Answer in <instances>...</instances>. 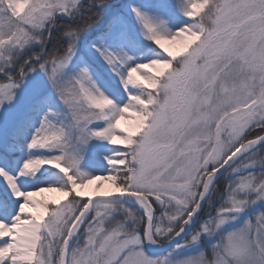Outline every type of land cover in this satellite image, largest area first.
I'll list each match as a JSON object with an SVG mask.
<instances>
[{"label": "snow or ice", "instance_id": "snow-or-ice-1", "mask_svg": "<svg viewBox=\"0 0 264 264\" xmlns=\"http://www.w3.org/2000/svg\"><path fill=\"white\" fill-rule=\"evenodd\" d=\"M0 78V264H264V0H0Z\"/></svg>", "mask_w": 264, "mask_h": 264}, {"label": "rangeland", "instance_id": "rangeland-1", "mask_svg": "<svg viewBox=\"0 0 264 264\" xmlns=\"http://www.w3.org/2000/svg\"><path fill=\"white\" fill-rule=\"evenodd\" d=\"M165 46L169 48L170 51H172L173 53L177 52L180 48H181V44L179 42L173 43V44H168L165 43ZM149 71H153L152 69H149ZM128 126V122L126 121H121V127H127ZM255 135V133H253V136ZM252 138V137H250ZM262 157H264V153H261L260 155H258L256 157V160L259 161ZM260 171V166L259 163H257L256 165V172L259 173ZM100 183V181H99ZM42 196H46V193L40 194ZM59 197V196H58Z\"/></svg>", "mask_w": 264, "mask_h": 264}, {"label": "bare ground", "instance_id": "bare-ground-1", "mask_svg": "<svg viewBox=\"0 0 264 264\" xmlns=\"http://www.w3.org/2000/svg\"><path fill=\"white\" fill-rule=\"evenodd\" d=\"M95 183H97V182H93V184L87 185L83 189V191H85V192H93V191H95V187H94ZM100 184L102 185L101 191L107 190V189L111 188V185H110L109 182L100 181ZM46 196L47 197H58L59 196V193H46Z\"/></svg>", "mask_w": 264, "mask_h": 264}, {"label": "trees", "instance_id": "trees-1", "mask_svg": "<svg viewBox=\"0 0 264 264\" xmlns=\"http://www.w3.org/2000/svg\"><path fill=\"white\" fill-rule=\"evenodd\" d=\"M53 35H55V33ZM53 42H55V41H53ZM49 47H51V44L49 45ZM0 79H2V78H0ZM221 181H223V177L221 178Z\"/></svg>", "mask_w": 264, "mask_h": 264}, {"label": "water", "instance_id": "water-1", "mask_svg": "<svg viewBox=\"0 0 264 264\" xmlns=\"http://www.w3.org/2000/svg\"><path fill=\"white\" fill-rule=\"evenodd\" d=\"M60 195V194H59ZM47 197V196H46Z\"/></svg>", "mask_w": 264, "mask_h": 264}]
</instances>
